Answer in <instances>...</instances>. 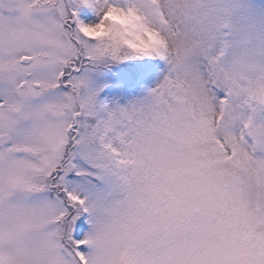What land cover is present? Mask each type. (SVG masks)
Returning <instances> with one entry per match:
<instances>
[{"label": "snow or ice", "instance_id": "snow-or-ice-1", "mask_svg": "<svg viewBox=\"0 0 264 264\" xmlns=\"http://www.w3.org/2000/svg\"><path fill=\"white\" fill-rule=\"evenodd\" d=\"M231 11L0 0V264H264V76L226 63ZM151 56L146 97L97 100L92 69Z\"/></svg>", "mask_w": 264, "mask_h": 264}, {"label": "rangeland", "instance_id": "rangeland-1", "mask_svg": "<svg viewBox=\"0 0 264 264\" xmlns=\"http://www.w3.org/2000/svg\"><path fill=\"white\" fill-rule=\"evenodd\" d=\"M247 4L253 12L264 17V0H247ZM79 16L84 22L96 19L95 13L87 8L80 9ZM167 69L166 62L155 56L105 62L88 73L89 84L99 89L97 100L100 103L108 107L127 106L132 101L146 97L167 73ZM137 74L140 77L136 79L137 84H133V77Z\"/></svg>", "mask_w": 264, "mask_h": 264}, {"label": "clouds", "instance_id": "clouds-1", "mask_svg": "<svg viewBox=\"0 0 264 264\" xmlns=\"http://www.w3.org/2000/svg\"><path fill=\"white\" fill-rule=\"evenodd\" d=\"M231 9L228 20L230 46L226 63L230 65L242 60L254 76H264V17L253 12L247 0H231ZM123 27L131 30L128 21L124 22ZM101 43L108 44L109 41ZM121 52L132 53V49L122 46Z\"/></svg>", "mask_w": 264, "mask_h": 264}, {"label": "bare ground", "instance_id": "bare-ground-1", "mask_svg": "<svg viewBox=\"0 0 264 264\" xmlns=\"http://www.w3.org/2000/svg\"><path fill=\"white\" fill-rule=\"evenodd\" d=\"M89 21H92L91 19H88V21H85V23H88ZM92 22H95V21H92Z\"/></svg>", "mask_w": 264, "mask_h": 264}]
</instances>
